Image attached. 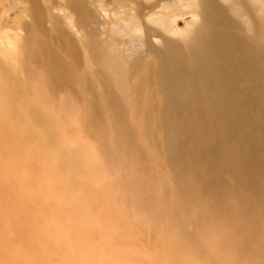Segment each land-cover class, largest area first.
<instances>
[{
	"label": "rangeland",
	"instance_id": "1",
	"mask_svg": "<svg viewBox=\"0 0 264 264\" xmlns=\"http://www.w3.org/2000/svg\"><path fill=\"white\" fill-rule=\"evenodd\" d=\"M36 1L39 5L46 3ZM55 1L51 14L69 35L70 30L62 23L68 13L65 0ZM93 1L96 0H85L86 6L92 9ZM30 2L0 0V10L9 3L13 6L3 16L8 25L17 27L0 32V43L18 53L16 56L26 52L10 42L23 37L24 30L18 25L30 19L22 12L19 17L23 22L13 16ZM147 2L141 0L144 12L152 9L146 7ZM163 11L170 14L172 9ZM126 12V8L119 10L121 15ZM241 15L247 26L245 12ZM155 19L156 16L152 18ZM171 20L174 32L170 37L186 43L189 49L196 38L194 28L200 24L199 18L184 9L176 18L167 19L169 23ZM45 28L46 41L42 43L48 44L50 53L62 55L65 46L79 43V35L59 43L50 22L45 23ZM247 31L251 33L250 29ZM133 34L139 33L124 34L118 26L108 25L100 36L106 45L130 40L126 43V56L109 51L124 68L116 73L124 84L120 91L126 101L123 110L129 113L125 130L120 121L113 119L116 124L108 131L107 139L130 141L123 149L111 148V155L106 153L102 135L97 132L99 125L105 124L102 112L111 107L106 97L96 95L89 99L91 91L82 86L74 87V92L60 89L52 98L47 84L35 87L23 106L9 104L1 96L0 264H264V188L263 192H254L244 186L241 194L245 200L235 201L233 195L240 188L232 182L231 168L223 166L220 173L227 184L219 189L221 199L210 200L208 193L189 196L182 191L177 170L175 174L164 149L166 137L160 117L163 93L158 86L144 81L150 74L149 56L144 46H133L136 44L130 39ZM152 40L161 46L159 38ZM34 45L31 41L30 48ZM83 49L79 51L82 53ZM63 55L71 61L70 55L65 52ZM49 62L56 69L65 64L55 56ZM236 83L247 122L255 120L258 127L248 130L245 122L243 134L230 132L214 140L232 144L244 137L248 143L249 137L264 151V79L253 87L242 79ZM24 104H31L27 115ZM12 107V112H23L15 123L8 115ZM34 107L39 113L50 112L53 121L37 122ZM91 114L99 118V123L95 125L92 121V128H86V120L96 119ZM181 125V122L173 124L170 131L180 130ZM208 139L211 137L207 135L194 137L197 144L204 146ZM157 142L161 147L155 146ZM244 144L227 154L234 159L246 152L249 146ZM263 151L257 155L262 156ZM182 175L189 187L197 186L194 175L186 172ZM217 207L222 216L209 222L203 214L207 216V212ZM252 230L258 238L242 248L241 238L252 235Z\"/></svg>",
	"mask_w": 264,
	"mask_h": 264
},
{
	"label": "bare ground",
	"instance_id": "2",
	"mask_svg": "<svg viewBox=\"0 0 264 264\" xmlns=\"http://www.w3.org/2000/svg\"><path fill=\"white\" fill-rule=\"evenodd\" d=\"M45 2L44 5H39L36 0H31L23 10L13 16L17 21H22L19 17L22 12L30 19L28 23L18 25V28L24 30L23 37L10 42L26 52L25 55L22 53L16 56L18 53L15 54L0 43V98H7L9 104L23 106L24 100L40 84L49 86L52 98L60 89L74 92V87L82 86L91 91L92 96L89 99L96 95L106 97L111 107L102 112L105 124L101 123L97 132L102 135L106 153L111 155V148L123 149L130 141L125 138V134V139H107L108 131L116 124L113 119L120 121L122 130H125L129 113V110H123L126 101L120 91L124 84L116 73L123 65L109 51L126 56V43L130 40L122 39L115 43L112 41L106 49L108 45L100 36L108 25L112 28L118 26V30L124 31V34L137 32L139 34H133L130 39L136 42L134 47L146 48L149 63L151 61V65L148 63L150 74L144 81L158 86L163 93L160 117L166 137L164 149L175 174L177 170L182 191L189 196L201 197L208 193L210 200L221 199L219 189L227 182L222 177L220 168L227 166L232 170V182L240 188L233 195L235 201L243 203L245 200L241 194L244 186L254 192H263L264 151L260 144L249 137L248 143H245L244 137H240L232 144L215 142L214 139L230 132L238 131L239 135L244 133L242 125L248 118L246 111L240 106L241 93L236 82L242 79L253 87L259 79H264V0H148L146 7L152 9L146 12L141 6V0H109V3L96 0L93 1L92 9L86 6L85 0H65L68 13L62 23L70 30L69 35L51 14L56 1ZM12 8L9 3L0 10V32L17 29L12 23L8 25V20L3 16ZM120 8H126L128 12L121 15ZM170 8V14L163 11ZM184 9L200 20V24L194 28L196 38L189 44V49H186V43L182 44L170 37V33L174 32L173 21H167L168 18L179 16ZM241 12L246 14L244 20L247 26L242 23ZM154 16L155 21L152 20ZM46 22H50L59 43L79 35L81 42L75 41L70 47L61 45L64 52L70 55L71 61L65 59L64 52L62 55L50 53L48 44L42 43L46 41L43 37L47 32ZM152 38H159L161 46H156ZM31 41L35 44L32 48ZM82 48L84 49L81 53L79 50ZM51 56L65 61L61 69L50 64ZM38 76L42 78L39 79ZM140 85L141 82L138 83V89L141 88ZM30 105L24 104L26 115ZM12 109L13 107L8 115L11 122L15 123L23 112H12ZM262 112L264 113V108ZM33 113L37 122L53 121L50 112L39 113L38 108L34 107ZM91 116L96 117L93 114ZM92 121L96 125L99 118L86 120V128H92ZM178 122L182 124L180 130L170 131L173 124ZM245 124L248 130L258 127L255 120ZM197 135H207L211 139L206 141L205 146L199 145L194 141ZM243 144L249 146L246 152L236 155L234 159L227 154ZM155 146L161 147L159 142ZM260 151H263L262 156L257 155ZM234 165L238 166L236 170L233 169ZM182 172L194 175L197 186L189 187ZM221 211L217 207L207 212V216L203 215L211 222L215 217L222 216ZM252 232V235L241 238L242 248L250 240L258 238L254 230Z\"/></svg>",
	"mask_w": 264,
	"mask_h": 264
}]
</instances>
